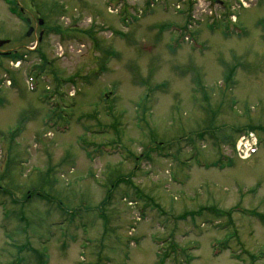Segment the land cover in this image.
<instances>
[{
	"label": "rangeland",
	"instance_id": "1",
	"mask_svg": "<svg viewBox=\"0 0 264 264\" xmlns=\"http://www.w3.org/2000/svg\"><path fill=\"white\" fill-rule=\"evenodd\" d=\"M9 1L0 264H264V0Z\"/></svg>",
	"mask_w": 264,
	"mask_h": 264
},
{
	"label": "flooded vegetation",
	"instance_id": "2",
	"mask_svg": "<svg viewBox=\"0 0 264 264\" xmlns=\"http://www.w3.org/2000/svg\"><path fill=\"white\" fill-rule=\"evenodd\" d=\"M17 4H18V1H17ZM11 13L12 14H14V15H16V16H20L21 17V21L24 23V24H26V26H27V31H26V33H25V35L27 36V37H30V36H34L35 38H37V46L39 45V42L41 43V41H42V39H43V37H44V35H45V30H43V29H41V30H39V32H37L38 31V28L39 27H43V26H45L46 24H45V21L44 20H40V19H38L37 20V23H36V26H34V25H32V23H34L33 22V17H32V15L29 13V11L28 10H26L25 8H23V7H19V5H18V8H17V10H15V9H13V7L11 6ZM25 14H30L31 16H29V15H25ZM19 20V19H18ZM32 28V31H31V34L30 35H27V33H28V31L30 30ZM9 43H11V40L9 41ZM6 44H8V43H5V45ZM4 44L3 45H1L0 46V64L2 65V61H1V59L3 60H5L6 58H9V60H11V61H14L13 59H11L10 58V56L12 55V54H18V55H22L23 54V58L21 57L20 59H18V61L17 62H21V60H23L24 58H26V56L32 51V48H29V47H25V46H23V47H20V48H18V47H16V49H13V50H10V51H2V47H4L5 46ZM22 48H24V49H22ZM1 65H0V67H1Z\"/></svg>",
	"mask_w": 264,
	"mask_h": 264
},
{
	"label": "trees",
	"instance_id": "3",
	"mask_svg": "<svg viewBox=\"0 0 264 264\" xmlns=\"http://www.w3.org/2000/svg\"><path fill=\"white\" fill-rule=\"evenodd\" d=\"M13 3L15 4V1H14ZM261 24H262V23H261ZM262 25H263V27H264V24H262ZM21 57L23 58V54H22V55H21V54L18 55V54H15V53H14V54H12V55L10 56V58L13 59V60H18V59H20ZM168 155H169L168 153L163 154V156H168ZM172 248L175 249V245H174ZM31 249H32V248H31ZM40 254H41V253H40ZM42 255H43V254H41L40 257H43ZM167 255H168V254H167ZM167 255H165V258L167 257ZM41 261H42V262H45V261H43V260H41Z\"/></svg>",
	"mask_w": 264,
	"mask_h": 264
},
{
	"label": "built area",
	"instance_id": "4",
	"mask_svg": "<svg viewBox=\"0 0 264 264\" xmlns=\"http://www.w3.org/2000/svg\"><path fill=\"white\" fill-rule=\"evenodd\" d=\"M244 142H245V143H244ZM244 142H242V143H244V144L241 143L242 145H244V150H245V151H249V150L252 148L253 145L250 144V143H251L250 141H246V140H245Z\"/></svg>",
	"mask_w": 264,
	"mask_h": 264
},
{
	"label": "water",
	"instance_id": "5",
	"mask_svg": "<svg viewBox=\"0 0 264 264\" xmlns=\"http://www.w3.org/2000/svg\"><path fill=\"white\" fill-rule=\"evenodd\" d=\"M31 31H32V28L28 31L27 35H30L31 34ZM7 42H9V41H7V40H0V46L3 45V44H5V43H7Z\"/></svg>",
	"mask_w": 264,
	"mask_h": 264
}]
</instances>
